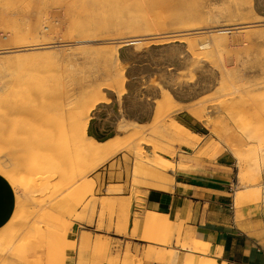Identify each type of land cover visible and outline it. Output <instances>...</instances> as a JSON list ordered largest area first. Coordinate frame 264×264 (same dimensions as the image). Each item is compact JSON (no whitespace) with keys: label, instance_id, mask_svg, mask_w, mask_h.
<instances>
[{"label":"rangeland","instance_id":"1","mask_svg":"<svg viewBox=\"0 0 264 264\" xmlns=\"http://www.w3.org/2000/svg\"><path fill=\"white\" fill-rule=\"evenodd\" d=\"M35 3L39 5L42 31L36 38L24 42L34 47L55 48L0 54V61L4 59L0 62V83L10 82L17 89L39 93L36 99L15 97L16 104H25L29 109L27 119L16 117L18 127L32 125L36 134L41 135L42 140H37L38 153L48 151L41 150L42 146L50 144L54 136L60 134L62 137L58 140H70L73 123L69 117L72 109L69 99L74 93L75 82L83 77L90 79L87 85H94L95 69L88 62L85 50L104 48L106 59H99L100 66L105 68L106 74L123 70L125 94L119 97L114 93L113 97L104 90L111 102L95 106L87 96L81 113L83 121H89L87 136L95 134L103 142L118 137L122 149L66 191V181L44 194L35 192L36 187H31L29 192L20 191L16 184L0 174L12 186L17 201L15 228L5 234L12 237L4 240L8 253L24 231L30 242L36 238L41 225L50 227L51 223H62L68 228L74 224L81 226L80 231L91 237L89 247L79 251L83 254V258L78 257L79 264H126V261L132 264H191L196 254L182 248L183 237L178 234L180 228H187L185 222L177 223L169 218L173 232L162 235L148 221L154 216L150 214L148 199L145 206L136 199L146 191L159 190V185L168 181L172 184L167 185L166 190L173 188L174 174L183 169L179 163L186 160L185 155L196 159L195 155L201 150L206 152L202 158L231 160L237 179L242 169L252 166L255 181L252 178L243 184L263 181L264 23L258 24V20L264 16V0H159L155 4L150 0H37ZM134 3L141 6L130 10ZM21 9L17 3L6 11V16L15 18L17 10ZM114 9L130 10L127 17L131 18L146 15L152 27L126 36L110 35L115 32L109 31L95 43L74 45L92 34L79 26L87 16L93 15L97 21ZM165 13L192 17L180 27L185 44L161 42L168 39H161L167 35L161 34L163 28L159 26L164 22ZM249 24L252 27L221 35L226 37L229 47L207 58L196 55L200 52L196 47L211 44L213 36L219 34L217 31ZM8 33L9 28L0 19V52L22 49L24 43H11L5 37ZM134 40L143 41L128 46ZM68 44L73 46L60 47ZM7 58L9 60H5ZM167 92L178 102L173 105L167 101ZM225 94L229 96L226 98ZM156 101H165L171 108L167 119L163 113L161 121L178 123L199 136V144H193L187 154L179 156L177 146L181 143L161 128L148 132L146 140L142 141L129 140L130 132L118 130L123 121L150 124L156 114ZM178 103H186L189 107L184 105L187 109L178 110L181 105ZM152 139L173 146L174 157L162 154L163 160L175 165L173 171L158 169L160 160L156 156L147 149L138 150L140 143L148 145L155 142ZM6 141L17 145L15 151L26 154L24 140L20 144L18 140L15 143ZM73 155L83 156L79 151H74ZM156 169L158 175L153 173ZM110 187L113 192H109ZM76 191L81 194L74 196ZM22 240L21 247H24V236ZM13 257L22 258L20 252H14ZM210 257L201 255V259Z\"/></svg>","mask_w":264,"mask_h":264},{"label":"bare ground","instance_id":"2","mask_svg":"<svg viewBox=\"0 0 264 264\" xmlns=\"http://www.w3.org/2000/svg\"><path fill=\"white\" fill-rule=\"evenodd\" d=\"M37 0H0V19L2 23L9 28V33L5 36L8 38L11 43H24L22 49L18 50H7L0 52V54H15L21 51H33V50H42L55 48L54 46H39L34 47L33 45L28 44L29 42H24L26 40L34 39L42 31L43 23L41 22V13L37 10V5L34 2ZM159 0H150V3H158ZM17 3L22 6L21 10H17L18 16L15 18H9L6 16L9 9L17 6ZM32 3L34 5H32ZM139 4H132L130 10H137ZM150 5V4H149ZM141 6V5H139ZM130 10L125 9H114L112 12H106L103 16H100L96 21L93 15L87 16L86 21L79 24L80 28L83 31L90 32L91 35L86 36L82 41L74 45L87 46L91 43L99 41L100 38L105 37L109 31H113L110 35L126 36L131 34L133 31H138L146 28L152 27L151 22L149 21L146 15L141 17L131 18L127 17V14ZM164 22L160 24L163 28L161 34H166L167 36H162V38H168L166 41H161L164 44L168 43H180L185 44V39H182L184 36L181 33L180 27L185 24L186 21L191 20L192 17L184 14H177L168 16L164 14ZM45 21V20H44ZM264 23V16H260L258 24ZM47 22H44V25ZM229 27L228 25H224ZM252 26L243 25L236 29H225L219 30L218 35L213 36L211 44H207L201 47H196V50L200 51L196 53L197 56H206L210 57V54L217 53L227 47L229 43L226 40V37L221 36L222 34H227L232 30H244ZM45 29H49L48 26H45ZM95 35V36H94ZM143 40H134L130 41L128 46H136L141 44ZM26 43V44H25ZM124 46H127L125 42H121ZM63 46H73L72 44L60 45ZM87 54L88 62L95 69V75L93 76L94 85H87L86 82H90L83 77H80L77 82H75L74 93L69 99V106L71 110L69 112V117L73 123V129L71 131L70 140H58L62 135L54 136L50 144L43 145L42 149H48L46 153L37 152V140H42L41 135L36 134L34 126L29 125L27 127L21 128L18 127V121L16 117H22L27 119L29 116V109L25 104L15 103V97L21 98H34L39 97V93L29 92L27 89L19 88L17 89L15 84L10 82H1L0 83V174L5 175L7 179L16 184L18 190L29 192L31 187H36L35 192H40L42 194L55 189L58 184L66 183L64 191L73 188L76 181L86 177L95 167L105 164L109 159L114 157L122 149V146L119 145L118 137H115L106 142H99L93 136H87L88 124L89 121H83L81 110L83 109V100L89 96L93 101L95 106L96 104H109L111 99L107 97L106 92L111 91L116 93L119 97L125 94V83L126 78L122 71H116L114 74H106L105 68L103 69L100 66L99 59H106V56L103 51L104 48L100 49H87L85 50ZM10 58V57H9ZM9 58L5 60H9ZM4 62V59H1ZM6 67H4L5 70ZM167 101L178 102L175 100V97L171 92H167ZM229 95L225 94L224 97ZM157 105L156 114L154 119L148 125L135 122H124L119 124L118 130L120 132H130L129 140H146V134L153 130L154 128H161L170 134L176 136V140L179 143L189 142L191 144H199L200 138L198 135L193 132L188 131L186 128H182V125L178 123L172 124L169 120H163V113L166 114L165 119L169 116L170 109L167 102L165 101H156ZM181 104L178 110L187 109L188 104ZM186 105L187 107H183ZM227 105V104H226ZM225 105V107H226ZM177 106V105H175ZM233 106V105H232ZM228 107V106H227ZM229 108V107H228ZM225 110V108H223ZM31 126V127H30ZM149 126V127H148ZM6 140H12V143H15L16 140L18 144L24 140V144H27V150L25 153H20L15 151L14 144L7 143ZM155 142L151 144L140 143L138 145V150L147 149L153 156H156L160 163L157 166L158 169L163 171H173L175 165L169 161L162 159V154L165 153L170 157H174L173 146L160 141L159 139H152ZM64 141L63 144L59 145L60 142ZM148 147V148H147ZM124 148V147H123ZM30 149L31 151H28ZM28 151V152H27ZM74 151H79L83 154L82 157H75L73 155ZM206 152L204 150L199 151L195 158L205 157ZM182 168H192L197 166L195 161L186 162L183 161L179 163ZM261 171V170H260ZM153 173L158 175L159 170H154ZM255 170L252 168L242 169L241 182H246L247 180L255 181ZM55 182V183H54ZM54 183V186H53ZM172 184L171 181L166 182V184L159 185V189H167V185ZM109 192H113V188H109ZM81 194L80 192H75L74 196ZM149 197V192L146 191L142 196L136 199V202L139 204L146 205L147 199ZM152 219L149 217L148 221L150 226L155 228L162 235L171 231L173 232V223L169 220V216L158 215L156 213L150 212ZM18 214L16 212L15 222H17ZM53 232L51 237L60 242L64 246L68 242V225H56L51 223ZM172 234V233H171ZM178 234L182 235V248L188 250L191 253L196 254V258L190 260L191 264H229L226 260H221L218 258H207L201 259V255L206 256L208 254H214V247L204 241L199 240L195 237L194 230L192 228H180ZM3 237L0 238V258H3L7 255V244L4 241ZM91 244V237L87 233H82L79 240V251L81 248L89 247ZM78 257L83 258V254H79ZM79 264V263H78ZM126 264H132V262L126 261Z\"/></svg>","mask_w":264,"mask_h":264},{"label":"crops","instance_id":"3","mask_svg":"<svg viewBox=\"0 0 264 264\" xmlns=\"http://www.w3.org/2000/svg\"><path fill=\"white\" fill-rule=\"evenodd\" d=\"M154 113L155 110L152 117ZM192 146L189 142L179 144V156L187 154ZM185 157L186 162L195 161L197 166L178 169L173 188L150 190L148 207L174 222H185V227L194 230L195 237L214 247V254H208L211 257L229 264H264V179L259 184H243L234 174V163L225 157ZM16 212L13 188L0 177V238L11 240L5 234L15 228ZM51 228L41 225L30 242L24 231L8 255L0 258V264H78L81 226L74 224L68 228L69 240L64 246L51 237ZM23 236L25 246L21 247ZM14 252H20L22 258H14Z\"/></svg>","mask_w":264,"mask_h":264},{"label":"water","instance_id":"4","mask_svg":"<svg viewBox=\"0 0 264 264\" xmlns=\"http://www.w3.org/2000/svg\"><path fill=\"white\" fill-rule=\"evenodd\" d=\"M108 94L110 96H113V97L115 96V94L113 92H111V91H108ZM90 134H91V136H94L97 140H99L100 142H103V141L100 140V138L97 135L92 134V133H90Z\"/></svg>","mask_w":264,"mask_h":264},{"label":"built area","instance_id":"5","mask_svg":"<svg viewBox=\"0 0 264 264\" xmlns=\"http://www.w3.org/2000/svg\"><path fill=\"white\" fill-rule=\"evenodd\" d=\"M229 208L231 211H234V205L230 204Z\"/></svg>","mask_w":264,"mask_h":264}]
</instances>
